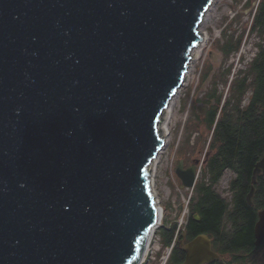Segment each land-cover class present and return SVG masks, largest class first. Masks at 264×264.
Segmentation results:
<instances>
[{
	"label": "water",
	"instance_id": "95a60500",
	"mask_svg": "<svg viewBox=\"0 0 264 264\" xmlns=\"http://www.w3.org/2000/svg\"><path fill=\"white\" fill-rule=\"evenodd\" d=\"M213 1L0 0V264L140 263L160 119ZM184 249L217 257L205 235Z\"/></svg>",
	"mask_w": 264,
	"mask_h": 264
},
{
	"label": "rangeland",
	"instance_id": "374dc122",
	"mask_svg": "<svg viewBox=\"0 0 264 264\" xmlns=\"http://www.w3.org/2000/svg\"><path fill=\"white\" fill-rule=\"evenodd\" d=\"M259 2L260 0H215L198 26L201 35L206 36L205 44L199 54L190 59L192 61L188 64L187 76L184 75L185 80L174 98V106L167 121L166 131L169 134L163 138L164 146L156 159L157 163L151 169V165L148 167L151 172V191L157 206L162 208L163 215L149 234L151 239L147 242L145 255L139 264H170L169 257L177 245L197 195L194 187L182 186L176 175V168L180 160L183 161L184 168L198 163L196 183L204 178L205 164L215 150L210 148L211 131L201 123V119H196L208 110L207 95L214 87L218 93L223 94V98L230 97V81L233 76H227V68L232 67L234 75L238 70H245L247 63L258 51L256 44L264 45V41L251 32ZM244 31L247 33L244 34L239 51L226 54L222 50L223 44L231 36H239ZM251 94V91L245 94L243 105L247 104ZM159 133L162 137L160 130ZM231 176L232 173L225 170L214 185L215 191L223 197L230 195L227 181ZM173 227L171 241L164 245L162 233Z\"/></svg>",
	"mask_w": 264,
	"mask_h": 264
},
{
	"label": "trees",
	"instance_id": "16d2710c",
	"mask_svg": "<svg viewBox=\"0 0 264 264\" xmlns=\"http://www.w3.org/2000/svg\"><path fill=\"white\" fill-rule=\"evenodd\" d=\"M255 12L251 32L264 41V0H260ZM245 32L239 36H231L223 44L222 50L228 55L239 51ZM256 46L258 51L247 63L245 70H238L234 75L233 68H227V76H233L230 81V97L223 98V94L218 93L214 87V90L207 95L206 113L198 115L194 110L198 115L196 121L201 119V123L211 131L210 148L215 152H212L205 164L204 178L194 186L195 195L197 194L194 200H204V206L207 208L198 213V203L196 206L191 205L186 225L190 221L192 233L218 228L224 205L214 185L218 183L225 170L234 172V176L229 181L230 190L240 201L239 205L245 206L244 195L250 189L255 163L264 153V45L258 43ZM249 91L252 94L247 104L243 105L244 96ZM192 213L203 216L202 221H192ZM246 213L250 221L252 213L242 212V214ZM173 231L174 227L162 233L164 245H168L171 241ZM250 236L251 229L246 223L237 230L229 244H246L250 241ZM172 252L169 259L173 257Z\"/></svg>",
	"mask_w": 264,
	"mask_h": 264
},
{
	"label": "flooded vegetation",
	"instance_id": "af4514ba",
	"mask_svg": "<svg viewBox=\"0 0 264 264\" xmlns=\"http://www.w3.org/2000/svg\"><path fill=\"white\" fill-rule=\"evenodd\" d=\"M229 171L232 173L231 177H233L234 172H232V170ZM231 177L227 181V188L230 195L228 197L220 195L223 199L221 201L223 202L224 209L218 228L205 229L200 232L192 233L189 221L178 237L177 245L172 252L173 257L170 258V264H181L186 258V252L183 249L184 245L194 240L200 234L207 236L210 242V249L217 255V257H212L210 260L199 264H264L263 170L256 175V179L253 184L254 190L250 201H248L247 196L250 192L251 185L249 191L244 195L243 202L245 206L239 205L240 201L236 199L230 190L229 181ZM197 203L199 206L198 213H200V211L203 212V210L207 208V206H204V200H194L193 205L196 206ZM249 211L252 213L250 221H248L249 215L247 213L242 214V212L244 213ZM195 214L197 213H192L191 220L194 222L202 221L203 216L198 214L199 219L196 220ZM246 223L249 224L251 229L250 241L243 245H230L229 243L236 235L237 230Z\"/></svg>",
	"mask_w": 264,
	"mask_h": 264
},
{
	"label": "bare ground",
	"instance_id": "6f19581e",
	"mask_svg": "<svg viewBox=\"0 0 264 264\" xmlns=\"http://www.w3.org/2000/svg\"><path fill=\"white\" fill-rule=\"evenodd\" d=\"M209 9V8H208ZM207 13V12H206ZM206 13L203 15V17H202V22H203V20H204V18H205V15H206ZM198 35H199V37H200V40H201V42H200V44L197 46V48H194L193 50H192V52H191V54L189 55V58L190 59H192L191 57L194 55H198L199 54V52L202 50V47L204 46V44H205V40H206V36L205 37H203L202 35H201V33H200V30H199V27H198ZM202 37V38H201ZM185 76H187V74L185 75ZM184 76V77H185ZM185 80V79H184ZM176 96V95H175ZM175 96H174V98H175ZM174 98H173V100H171L170 102H169V107H168V109L166 110V111H164L163 112V116L161 117V122L163 121V120H165V122L164 123H160L159 124V129H158V132H159V130L161 131V134H162V137H161V135H160V133H159V135H160V138H161V140H163V138L166 136V135H168L169 133L167 132L168 131V123H167V121H168V118H169V114L171 113V111H172V109H173V106H174ZM167 130V131H166ZM264 154V153H263ZM263 154H262V156H263ZM262 158V157H261ZM260 158V159H261ZM180 161H182V160H180ZM259 161V160H258ZM257 161V162H258ZM155 162L156 161H154V162H152V164H151V167H149L150 169L152 168V166H153V164H155ZM183 162V161H182ZM257 162H256V164H257ZM157 163V162H156ZM193 164H195L196 165V168H197V165H198V163H193ZM255 164V165H256ZM184 168V167H183ZM196 168H195V172H194V181H193V183L191 184V185H189V187H186V188H193L194 186H195V183H196ZM255 168V167H254ZM184 169H186V168H184ZM254 170V169H253ZM148 172H149V170H148ZM253 173V172H252ZM260 173V172H259ZM176 175H177V173H176ZM178 176V175H177ZM180 179V178H179ZM255 179H256V177H255ZM149 180H150V178H149ZM181 180V179H180ZM182 182V181H181ZM255 182V181H254ZM254 182H253V184H254ZM184 184H182V186H183ZM185 186V185H184ZM251 186H252V176H251ZM253 187H254V185H253ZM150 189H151V183H150ZM153 195V194H152ZM154 197V196H153ZM155 199V198H154ZM155 203H156V206H157V202L155 201ZM158 208V218H159V222L162 220V215H163V211H162V208L160 207V206H157ZM196 215V214H195ZM198 215V214H197ZM199 216V215H198ZM196 220H198V219H196ZM155 228V227H154ZM153 231V230H152ZM200 235H204V234H200ZM200 235H198V236H200ZM197 236V237H198ZM206 236V235H205ZM196 237V238H197ZM207 237V236H206ZM151 239V236L149 235V238H148V240H150ZM193 241V240H192ZM191 242V241H190ZM190 242H188V243H190ZM188 243H186V244H188ZM185 244V245H186ZM184 245V246H185ZM183 249H184V247H183ZM185 250V249H184ZM212 251V250H211ZM186 252V251H185ZM217 256V255H216ZM186 259V258H185ZM143 260V259H142ZM185 261V260H184ZM183 261V262H184ZM182 262V263H183ZM206 262V261H205ZM181 263V264H182ZM203 263V262H202Z\"/></svg>",
	"mask_w": 264,
	"mask_h": 264
}]
</instances>
